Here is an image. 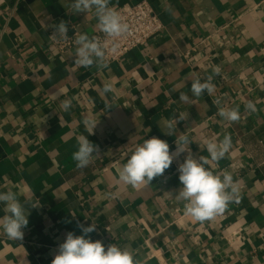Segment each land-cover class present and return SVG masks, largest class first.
<instances>
[{"label":"crops","instance_id":"crops-1","mask_svg":"<svg viewBox=\"0 0 264 264\" xmlns=\"http://www.w3.org/2000/svg\"><path fill=\"white\" fill-rule=\"evenodd\" d=\"M148 1L164 29L100 69L76 65L77 46L60 53L49 41L61 20L92 37L94 12L73 13L69 0H0V192L17 193L29 212L22 240L0 229V264H51L66 234L92 223V241L128 248L142 264H264V0ZM209 75L215 92L193 96L191 80ZM217 98L239 107L238 122L218 115ZM85 117L98 121L91 135ZM81 135L99 150L82 169L73 160ZM178 135L189 136L196 158L209 155L207 140L231 137L225 158L209 157L206 167L231 172L239 195L211 220L185 216L175 198L187 152L151 184L119 181L144 139L165 140L175 153Z\"/></svg>","mask_w":264,"mask_h":264},{"label":"clouds","instance_id":"clouds-1","mask_svg":"<svg viewBox=\"0 0 264 264\" xmlns=\"http://www.w3.org/2000/svg\"><path fill=\"white\" fill-rule=\"evenodd\" d=\"M111 0H69L68 7L73 13L94 12L98 20L99 29L110 38L113 46L118 39L129 33V25L124 22L120 12L110 6ZM55 38H68L67 23L61 20L53 25ZM76 47L74 63L80 67L89 68L94 64L100 68H107L106 44L98 37H90L87 33L78 34L74 40ZM219 74L217 67L213 70ZM213 76L206 78L196 77L192 79L191 92L193 96L200 97L205 92L212 95L215 92V85L212 83ZM103 91H111V85L105 84ZM181 101H188L185 93L180 94ZM218 106V115L226 122H238L241 118L239 107H219V98L213 101ZM64 111L71 107V100L65 99L61 102ZM246 110L256 111L255 104L249 101L245 105ZM183 114L179 113V120H184ZM98 121L92 117H85L83 125L88 135L93 134ZM177 118L168 124L167 134H173L176 129ZM78 149L73 153V160L78 168H86L91 162L94 154L98 155V147L94 145L87 136L81 135L77 138ZM176 151L170 153L169 144L160 138L152 137L144 139L138 144L127 162L118 169L119 181L126 185L137 188L142 185L151 184L154 178L162 176L168 169L175 157L187 152L184 162L178 167L179 181L182 187L176 192V200L184 203V215L194 221L203 222L222 214L230 202L238 199V189L235 186L231 172L210 170L206 167L211 161L219 162L224 159L232 147L231 137L225 135L223 140L217 142L209 139L205 142L207 157H194L189 145L192 141L188 135H178L176 139ZM0 204L4 205L5 215L0 217V229L10 240H22L23 231L29 221V212L26 214L24 205L20 202L17 193L9 190L0 192ZM39 203L32 206L35 208ZM82 235H75L73 232L66 234V239L59 245L58 253L51 264H142L134 257L128 248H121L116 244L105 245L100 241H92L89 234L95 231L96 225L91 224L85 227L77 225Z\"/></svg>","mask_w":264,"mask_h":264},{"label":"built area","instance_id":"built-area-1","mask_svg":"<svg viewBox=\"0 0 264 264\" xmlns=\"http://www.w3.org/2000/svg\"><path fill=\"white\" fill-rule=\"evenodd\" d=\"M116 9L120 12L124 22L129 25V33L119 38L115 46H113L111 39L107 38L101 30L92 35L98 37L106 44V61L108 62L118 61L131 50L145 46L153 35L162 31L165 27L148 0L125 4L116 7ZM53 34L54 31L49 34L50 43L58 52L65 53L76 46L74 40L79 32L73 24H70L68 26L67 39L59 36L52 38Z\"/></svg>","mask_w":264,"mask_h":264}]
</instances>
